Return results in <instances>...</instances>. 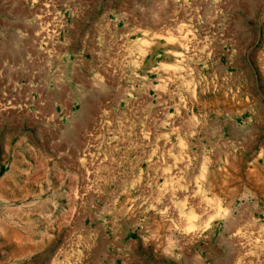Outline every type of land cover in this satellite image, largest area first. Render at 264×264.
I'll list each match as a JSON object with an SVG mask.
<instances>
[{"label": "rangeland", "instance_id": "obj_1", "mask_svg": "<svg viewBox=\"0 0 264 264\" xmlns=\"http://www.w3.org/2000/svg\"><path fill=\"white\" fill-rule=\"evenodd\" d=\"M0 264H264V0H0Z\"/></svg>", "mask_w": 264, "mask_h": 264}, {"label": "bare ground", "instance_id": "obj_2", "mask_svg": "<svg viewBox=\"0 0 264 264\" xmlns=\"http://www.w3.org/2000/svg\"><path fill=\"white\" fill-rule=\"evenodd\" d=\"M172 207H173V206H172ZM174 209H175V208H174ZM171 210H173V209H170V211H171ZM167 211H168V209H167ZM175 212H176V211H175ZM179 212H180V210H179ZM170 213H171V212H170Z\"/></svg>", "mask_w": 264, "mask_h": 264}]
</instances>
